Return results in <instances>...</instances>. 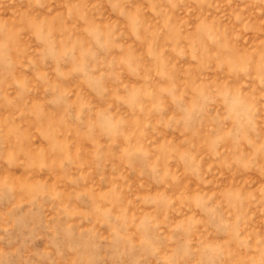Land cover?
Here are the masks:
<instances>
[{
	"label": "rangeland",
	"instance_id": "rangeland-1",
	"mask_svg": "<svg viewBox=\"0 0 264 264\" xmlns=\"http://www.w3.org/2000/svg\"><path fill=\"white\" fill-rule=\"evenodd\" d=\"M0 264H264V0H0Z\"/></svg>",
	"mask_w": 264,
	"mask_h": 264
}]
</instances>
